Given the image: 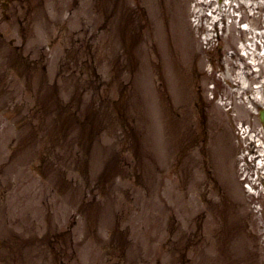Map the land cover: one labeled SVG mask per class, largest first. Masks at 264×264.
Here are the masks:
<instances>
[{"label": "rangeland", "instance_id": "1", "mask_svg": "<svg viewBox=\"0 0 264 264\" xmlns=\"http://www.w3.org/2000/svg\"><path fill=\"white\" fill-rule=\"evenodd\" d=\"M22 1L8 4L6 16L0 10V44L4 43L0 54L8 50L14 63L11 72L7 59L0 57V234L5 215L17 223L20 213L29 212L23 231L27 241L23 245V238L16 241L25 250L21 260L36 264L39 255L43 264H206L207 259L211 264H264L261 248H248L249 258L244 255L230 263L229 250L203 244L208 233L201 222L190 233L172 228L182 219L177 208H184L192 193L205 217L210 216L203 193L214 182L207 164L212 132L205 121L210 107L201 94L223 102L211 92L210 71L213 67L220 75L222 48L233 38L241 55L253 50L243 48L251 34L240 36L237 16L224 17L231 10L223 11L215 26L211 19L203 20L207 30L195 28L190 33L203 49L185 67L196 112L187 134L180 129L175 135L168 132L165 160L172 184H168L169 222L164 229L158 116H163V108L170 116L172 111L154 46L150 132L142 77L146 44L156 43L152 33L158 27L166 33L162 15L157 21L154 12L149 14L146 0ZM163 1L154 0L158 11ZM192 5L190 0L188 6ZM205 12L210 16V10ZM242 20L247 31L264 34V21L250 24L244 15ZM232 23L236 30L230 31ZM256 42L263 45L259 39ZM202 58L210 63L200 71ZM246 60L257 69L251 54ZM258 61L264 64L263 59ZM205 80L207 91L198 90ZM230 101L238 102L227 99L228 106ZM54 108L60 111L54 113ZM261 109L264 106L251 108V116L231 110L237 128L233 141L242 136L240 122L264 127ZM260 189L264 199L263 185ZM174 198H179V205H173ZM258 213L256 221L264 223V209ZM223 224L224 239L233 238L232 223Z\"/></svg>", "mask_w": 264, "mask_h": 264}, {"label": "bare ground", "instance_id": "2", "mask_svg": "<svg viewBox=\"0 0 264 264\" xmlns=\"http://www.w3.org/2000/svg\"><path fill=\"white\" fill-rule=\"evenodd\" d=\"M190 0H164L162 4L163 14L158 11L154 0H146L145 4L149 14L155 13L158 17L162 15L166 22V33H163L159 27L152 33L156 39L155 44L149 43L145 47V55L152 56V47H155L159 62L163 72L165 73L168 95L170 98V113H166L163 108V116H158L159 147L162 152L161 156V172L163 175V192L164 202L161 210L160 225L166 229L169 222L168 209L170 207V196L168 195V184L171 183V178L168 175L167 164L165 160V149L168 145L170 137L168 132L171 131L174 135L177 130L187 134L189 132L191 121H194V112L196 109L191 107L192 94L190 90V79L188 71L185 69L191 62L194 53H201L202 47L200 41L195 35L190 33L196 30L205 31L203 20H210L211 25L215 26V18L218 16V11L229 10L231 3L222 1V5L215 6L214 0H192L193 6H188ZM240 13L245 16L250 24H256L258 20L264 21V1L261 0H233ZM186 5V9H185ZM184 7V11H183ZM205 10H210L211 15H205ZM250 13V14H249ZM241 16V19L243 17ZM193 17L196 24L189 19ZM229 30H236V24L232 23ZM211 30V29H210ZM242 33H250L249 41L253 44L254 49L251 54L257 61V69L253 70L250 61L247 62L248 56H243L239 53V49L232 43L223 47L221 51L223 63L219 65L220 75H216L213 67L210 72V80L215 83L214 93L216 97H221L222 103L208 100L204 94L203 100L208 104L210 110H205V121L207 130L211 131V139L207 147V164L211 168L210 178L214 181L210 189L206 193L205 203L211 208L209 218L202 210V206L198 204L193 193L186 200L184 208H177L182 219L176 221L172 228L178 232L186 229L187 233L192 232L197 224V221L202 223L204 232L208 233V238L204 241V245H211L214 249L223 247L229 250L230 263L242 259L244 255L249 258L248 248L264 250V238L260 235L264 233V224L256 221L259 216L257 211L252 207L254 200L263 198L260 185L264 186V153L260 148V144L264 143V129H258L252 125L249 130L243 129L241 137L237 141H233L234 131L236 126L234 118L231 117V110L236 109L240 114L251 116V108L264 106V64L258 60L264 61V34L255 33L251 28L249 30H240ZM229 38V35H226ZM259 39L263 42L260 46L256 42ZM210 40V38L208 39ZM243 48H248L243 45ZM263 52L261 53V51ZM208 61L205 59L198 60V68L203 70V66ZM154 81L153 67L151 62L144 70V86L146 103V121L148 132H150L149 122L152 120L153 104L155 97L152 92ZM206 80L198 85L197 89L203 92L207 91ZM253 84H256L254 87ZM227 99H236L229 107ZM208 108V107H207ZM174 113L176 117L174 116ZM193 115V118H192ZM243 127V126H242ZM250 131L252 133H250ZM178 134V132H177ZM176 134V135H177ZM148 141H150L148 139ZM256 175V178L254 177ZM263 176V177H260ZM241 178L252 182L255 192H245L241 186ZM260 179V181H259ZM172 184V183H171ZM198 192V191H197ZM219 195V198L216 197ZM179 202L172 200L173 205ZM179 205V203H178ZM224 222L230 225L233 238H225L222 234ZM257 230V231H254ZM184 237L182 232L181 239ZM187 239L189 236H187ZM207 259L206 264H211ZM212 264H215L212 262Z\"/></svg>", "mask_w": 264, "mask_h": 264}]
</instances>
